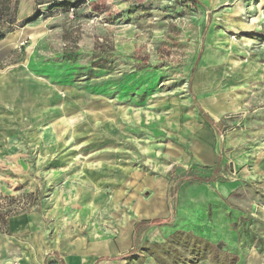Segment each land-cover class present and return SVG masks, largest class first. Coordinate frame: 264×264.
I'll list each match as a JSON object with an SVG mask.
<instances>
[{"label":"rangeland","instance_id":"obj_1","mask_svg":"<svg viewBox=\"0 0 264 264\" xmlns=\"http://www.w3.org/2000/svg\"><path fill=\"white\" fill-rule=\"evenodd\" d=\"M196 1L0 0V74L30 89L29 123L0 139L13 264L85 245L119 256L103 264H264V0ZM194 141L215 144L216 169ZM173 166L202 179L178 186L172 222L134 235L167 215L155 185Z\"/></svg>","mask_w":264,"mask_h":264},{"label":"crops","instance_id":"obj_2","mask_svg":"<svg viewBox=\"0 0 264 264\" xmlns=\"http://www.w3.org/2000/svg\"><path fill=\"white\" fill-rule=\"evenodd\" d=\"M245 8H246V4H245ZM249 10V9H247ZM30 87L28 86V89ZM15 87L12 84V82L8 81V74H0V139H6L8 134H12L14 129H18V128H25L27 126V124L29 123L28 118L26 117L25 113L27 114L29 108H30V89L27 90L26 93V97H23V93L24 90L22 89V86H19L16 93H15ZM38 90V89H37ZM40 90H38L39 92ZM42 91H45V88L42 87ZM23 98L20 100V98ZM19 103L21 104V106H19ZM20 108H23V113H17L18 110H20ZM202 108V107H201ZM202 110L204 112H206L203 108ZM207 113V112H206ZM208 114V113H207ZM209 115V114H208ZM203 117V115H201ZM210 118H212L209 115ZM203 119L206 121V119L203 117ZM214 121H219V120H215L214 118H212ZM206 123L208 124V130H210V135L213 136L214 140L217 139V137L221 134H217L216 131L210 126V124L206 121ZM202 132L205 131L207 133V131L204 129V127L202 128ZM222 132V131H221ZM184 139V138H183ZM205 143V142H204ZM206 144V143H205ZM200 144V143H195V141L192 143L193 146H195V148L197 149V153H194L196 158L201 157L203 160H206L207 164H209L210 167H215L217 165V162L219 163L220 161V156H219V152L215 153V149L214 146L215 144L209 145L208 144ZM221 146L223 145L222 143V139L220 141ZM182 144L180 145L179 143L177 144H173L172 142H170L169 144L166 145V150L167 152L171 153V154H177L179 155L180 159L182 162H184L187 158V155L185 157V153H183V149H182ZM199 155V156H198ZM188 159V158H187ZM201 159V161H202ZM169 172V171H168ZM137 177V176H136ZM134 181H138V180H134ZM136 185V183H135ZM134 186V185H133ZM155 187H158L160 194H159V202H158V207L160 209L159 213H167L168 214V204H167V188H168V181L167 178L161 182L156 183ZM136 193V189L135 192ZM128 194V193H127ZM154 196L151 198L153 199L156 195L153 194ZM137 198V194L134 198H131L130 200H132L133 202L136 201ZM148 201V205L152 204L150 202V200H145V199H141L138 197V201H137V206L142 207L143 210H141L140 212L145 213L148 211H155L156 207H147L148 205L146 204V202ZM158 213H154L152 215H145L146 218L145 219H152V218H156V217H165V216H157ZM129 225L126 227V229H124V235H126L127 237L124 239V246H128L129 244ZM29 230V229H28ZM28 230L23 229V231L28 232ZM42 247V246H40ZM78 247L74 246L73 250H68V252H65L64 254L61 253L62 251H59L58 249H46L43 250L42 248L40 249H36V250H31L28 252V250L24 251L26 255H28L29 259H33L35 261L31 262H26V260H21L22 264H43V262L45 261V258L49 255L52 254L53 256L57 257L60 261L61 264H93L94 263V259L96 257H91V255L89 254V246L85 245L83 248L84 249H77ZM125 248V247H124ZM83 251V253L78 252V251ZM129 250V248H127L125 250V252H127ZM29 253V254H28ZM22 257L23 254H21ZM13 258H14V245L12 243V240L9 238V236L7 235H0V264H13ZM105 260H101L99 261L97 264H103L102 262ZM106 262V261H105ZM106 264V263H105ZM250 264H263L261 262H256L255 259H251Z\"/></svg>","mask_w":264,"mask_h":264},{"label":"trees","instance_id":"obj_3","mask_svg":"<svg viewBox=\"0 0 264 264\" xmlns=\"http://www.w3.org/2000/svg\"><path fill=\"white\" fill-rule=\"evenodd\" d=\"M196 1V0H195ZM199 2V1H196ZM4 33H0V39L4 37ZM199 57V54L197 55ZM197 57L195 64L197 62ZM194 68V67H193ZM199 110L201 111L203 117L206 119V121L210 124V126L216 131L217 134H220L222 129H221V123L220 121H214L212 118L209 117V115L202 110V108L199 106ZM218 165V162H217ZM215 166V169L217 167ZM167 181H168V188H167V204H168V214L165 217H156L148 220H142L136 223L135 228H134V235L136 234V231L138 228L143 227V226H153V225H161L164 223H170L174 219V212H175V203H176V197H177V189L178 186L188 180H193V179H202L201 177L189 173L187 170H183L181 172H176L175 171V166H173L167 176ZM211 178H206V180H210ZM134 251V247L129 249L126 253H131ZM119 258V256H113V257H107V256H100L97 257L94 261L93 264H97L100 260H105V259H116Z\"/></svg>","mask_w":264,"mask_h":264},{"label":"bare ground","instance_id":"obj_4","mask_svg":"<svg viewBox=\"0 0 264 264\" xmlns=\"http://www.w3.org/2000/svg\"><path fill=\"white\" fill-rule=\"evenodd\" d=\"M208 51V50H207ZM218 55V54H217ZM218 57V56H217ZM210 57L208 56L207 59H209ZM205 60V59H204ZM207 61V60H206ZM222 107V106H221ZM215 108V107H214Z\"/></svg>","mask_w":264,"mask_h":264}]
</instances>
